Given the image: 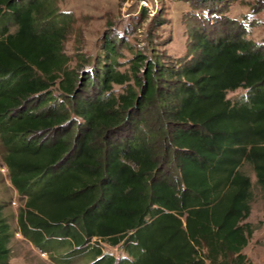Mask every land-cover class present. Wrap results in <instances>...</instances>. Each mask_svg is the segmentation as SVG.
<instances>
[{
  "label": "trees",
  "instance_id": "1",
  "mask_svg": "<svg viewBox=\"0 0 264 264\" xmlns=\"http://www.w3.org/2000/svg\"><path fill=\"white\" fill-rule=\"evenodd\" d=\"M257 2L253 12L264 8ZM58 18L47 0H0V140L27 198L25 238L42 250L54 237L77 249L125 244L120 259L93 248L91 264H251L252 180L242 168L264 191V47L225 19L217 38L190 29L177 67L136 54L122 73L107 41L103 60L80 76ZM164 24L157 17L150 30ZM239 89L240 100L227 98ZM13 236L0 203V264Z\"/></svg>",
  "mask_w": 264,
  "mask_h": 264
},
{
  "label": "rangeland",
  "instance_id": "2",
  "mask_svg": "<svg viewBox=\"0 0 264 264\" xmlns=\"http://www.w3.org/2000/svg\"><path fill=\"white\" fill-rule=\"evenodd\" d=\"M47 1L59 15L56 22L66 30L63 51L70 59L68 67L75 69L80 76L91 72L94 65L103 60L107 41L113 42L117 48V69L122 73L130 74L136 54L149 59L156 55L164 66L177 67L189 55V30L199 29L212 38H217L219 34L229 31L228 27L221 25L225 19L236 20L238 24L234 31L244 32L249 40L264 47V8L258 12L252 11L258 5V0H230L223 3V6L203 5L199 0H194L191 4L186 0ZM208 7L211 11L204 10ZM144 10L146 20L141 22L139 17ZM157 17L164 19L165 24L151 31L150 23ZM15 30L12 26L11 31ZM124 87L125 85H114V93H123ZM51 91L54 97L60 95L57 87ZM246 92L245 89L229 92L227 98L236 102ZM6 152V147L0 140V203L5 206V214L14 235L10 245L9 264H91L96 258L93 248L100 250L102 256L115 259L128 257L124 243L111 247L105 241L97 239L89 246L77 249L69 240L54 237L50 240L49 247L42 250L25 238L19 225V214L24 209L27 198L20 195L11 183L4 163ZM242 171L251 178L253 193L251 214L244 222L253 233L243 253L249 257L251 264H264V191L257 184L250 165L245 164ZM171 172L173 173L172 169Z\"/></svg>",
  "mask_w": 264,
  "mask_h": 264
},
{
  "label": "crops",
  "instance_id": "3",
  "mask_svg": "<svg viewBox=\"0 0 264 264\" xmlns=\"http://www.w3.org/2000/svg\"><path fill=\"white\" fill-rule=\"evenodd\" d=\"M249 258V257H248Z\"/></svg>",
  "mask_w": 264,
  "mask_h": 264
}]
</instances>
